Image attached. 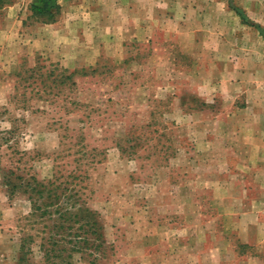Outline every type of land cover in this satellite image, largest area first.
Masks as SVG:
<instances>
[{"label": "rangeland", "instance_id": "1", "mask_svg": "<svg viewBox=\"0 0 264 264\" xmlns=\"http://www.w3.org/2000/svg\"><path fill=\"white\" fill-rule=\"evenodd\" d=\"M31 1L0 0V264H264L240 241L258 232H230L258 191L232 156L233 107L200 94L205 58L165 21L132 37L178 0H62L54 22ZM94 27L87 64L74 51Z\"/></svg>", "mask_w": 264, "mask_h": 264}, {"label": "crops", "instance_id": "2", "mask_svg": "<svg viewBox=\"0 0 264 264\" xmlns=\"http://www.w3.org/2000/svg\"><path fill=\"white\" fill-rule=\"evenodd\" d=\"M172 4L177 7V12L168 17L151 16L146 22L134 23L132 37L136 42L149 43L156 24L165 21L166 33L181 40L180 50L184 54L194 50L197 58H205L202 62L208 73L202 80L204 88L200 94L206 99L212 95L233 107L226 116L230 118L231 113V118L238 124V128L231 131L235 135L232 147L241 151L232 156L238 165H246L247 171L241 176L253 183L258 191V197L249 200L241 213V216L252 217L250 222L240 223L238 211L234 209L236 220L230 224V232H239L243 227V230L252 228L258 232L254 238L245 235L240 241L259 253L264 251V0H246L245 7H241L247 24L226 0H202L201 6L193 12H190L193 8L188 2L178 0ZM41 30L42 39L46 37V30H52L56 37L62 36V26L58 22ZM91 32V46L82 48L81 53L74 51L77 56L81 54L87 64H92L93 56L96 58L103 50L97 41L96 28ZM46 41L40 40V43L45 45ZM55 51L61 55L67 50ZM246 260L254 259L247 257Z\"/></svg>", "mask_w": 264, "mask_h": 264}, {"label": "trees", "instance_id": "3", "mask_svg": "<svg viewBox=\"0 0 264 264\" xmlns=\"http://www.w3.org/2000/svg\"><path fill=\"white\" fill-rule=\"evenodd\" d=\"M62 0H32L28 9L30 15L36 19L41 20L42 22H54L56 17L60 12V3ZM228 2L229 7H231L232 0H226ZM238 16H240L241 20L247 24V19L243 15V12L238 8H231ZM76 71L69 72L68 76H63L59 81V84H64L66 80L70 79V77L76 75ZM75 84V83H73ZM59 185H53V188H58ZM42 192H38V195L41 196ZM51 199L50 197H48ZM44 205L50 206L53 205V201H49L48 203L42 202ZM41 204V203H40ZM39 201L34 202V206L36 207V212H40L41 208L38 207ZM35 211V210H34ZM56 228V227H54ZM22 246V245H21Z\"/></svg>", "mask_w": 264, "mask_h": 264}]
</instances>
